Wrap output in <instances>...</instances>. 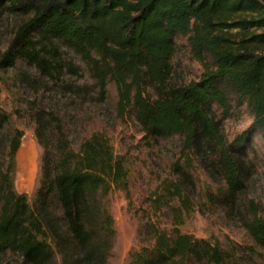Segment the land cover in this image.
I'll return each instance as SVG.
<instances>
[{
    "label": "trees",
    "instance_id": "obj_1",
    "mask_svg": "<svg viewBox=\"0 0 264 264\" xmlns=\"http://www.w3.org/2000/svg\"><path fill=\"white\" fill-rule=\"evenodd\" d=\"M0 8L22 15L0 67L12 66L22 52L47 74L60 64V47L72 48L100 97L107 82L114 81L119 110H132L145 135L177 133L184 150L193 144L214 149L229 194L241 189L240 164L222 134V121L229 115L232 93L252 112L247 132L257 129L264 134V0H0ZM177 34L187 36L203 71L195 80L172 85L168 80ZM68 69L77 73L73 64ZM148 85L155 89V98L146 95ZM213 104L221 109L219 116ZM8 120V112L0 109V130ZM18 139H10L7 161L0 164V262L9 251L18 254L21 264H49L53 247L43 219L26 194L14 187ZM244 139L245 133L234 141ZM51 175L48 187L39 191L41 201L54 190L67 235L85 259L96 257L93 235L106 228L112 231L110 216L101 210L96 195L103 197L113 187L128 188L122 157L114 153L104 132L94 131L77 150L68 146L60 151ZM155 194L154 205H169L175 225L170 232L155 226L152 246L132 256L135 264L227 262L230 254L217 240L195 237L176 226L192 209L189 194L175 182ZM172 199L178 203L171 204ZM247 208L250 217L243 225L264 247V215L253 200ZM55 235L61 237L58 231Z\"/></svg>",
    "mask_w": 264,
    "mask_h": 264
},
{
    "label": "rangeland",
    "instance_id": "obj_2",
    "mask_svg": "<svg viewBox=\"0 0 264 264\" xmlns=\"http://www.w3.org/2000/svg\"><path fill=\"white\" fill-rule=\"evenodd\" d=\"M21 20L20 12L0 8V57ZM175 43L168 83L180 85L197 79L203 65L192 55L187 36L177 34ZM59 57L60 64L47 74L22 52L12 66L0 67V109L9 114L0 130V164L7 161L10 139L19 135L14 187L26 194L43 219L53 247L49 264H133L136 252L152 246L155 226L170 232L175 225L171 207L153 203L155 192L168 182L177 183L192 202V209L176 225L180 231L217 240L220 249L230 254L225 264H264V247L243 225L250 217V200L259 204L264 215V134L257 129L247 132L253 119L247 104L238 103L230 93V112L222 121V134L239 161L243 181L241 189L230 195L214 149L193 144L184 150L177 133L145 135L132 110H119L114 81L107 82L100 97L77 52L62 45ZM69 64L77 66V73L68 69ZM145 92L150 98L157 96L150 85ZM213 109L221 114L217 104ZM94 131L104 132L114 153L122 157L128 188L113 187L103 197L96 195L99 207L110 216L112 231L106 228L93 235L98 253L85 259L66 233L54 190L50 189L44 203L39 191L48 187L51 166L60 151L68 146L77 150ZM244 133L243 141H234ZM177 203L172 199L171 204ZM5 262L21 264V258L6 251L0 264ZM189 264L207 263L191 259Z\"/></svg>",
    "mask_w": 264,
    "mask_h": 264
}]
</instances>
